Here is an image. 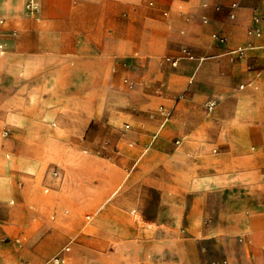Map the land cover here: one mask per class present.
<instances>
[{"label":"crops","instance_id":"0c3cea01","mask_svg":"<svg viewBox=\"0 0 264 264\" xmlns=\"http://www.w3.org/2000/svg\"><path fill=\"white\" fill-rule=\"evenodd\" d=\"M28 1L0 0V264H264V0H82V19L75 0H34L36 15ZM256 13L263 36L250 39ZM213 32L230 44L213 45ZM249 40L256 48L236 63L160 66L183 44L215 57ZM92 89L106 107L137 111L130 130L116 126L122 117L111 123V151H71L59 178L44 170L47 153L13 151L15 139L42 140L49 116L68 117V139L86 137ZM43 173L51 197L33 200ZM16 202L38 214L22 221ZM92 209L84 225L80 213Z\"/></svg>","mask_w":264,"mask_h":264},{"label":"rangeland","instance_id":"374dc122","mask_svg":"<svg viewBox=\"0 0 264 264\" xmlns=\"http://www.w3.org/2000/svg\"><path fill=\"white\" fill-rule=\"evenodd\" d=\"M38 6L39 8L34 15H36L41 9L39 4ZM83 8L84 5L82 0L74 1V9L76 11L74 17L75 19H82ZM182 9L186 10V8L184 7ZM87 11L89 13V19H91L92 21H99L100 19H102V12L97 2L92 1L90 6L87 7ZM26 13H28V11H26ZM64 17L67 18V13H64ZM94 59L95 57L92 56V60ZM105 97L106 94L104 96V93L98 91L97 89H92L91 105L89 108L92 124L90 131L88 132L86 137H83V139L71 140L67 138L68 134L65 129V126H63L61 123L62 119L68 118L67 116L65 115L64 116L60 115L57 117L49 116V118H47V121H49V123L44 124L42 127L44 134L42 140L15 139L14 140L15 147L13 148V151H43L44 152L43 157H45L47 153L48 155L46 156L47 162L45 163L44 170L49 169L51 174L55 170L57 171L61 170L62 169L61 165L64 164V166H67L70 164L71 160L68 159V154H70L71 151H79L80 152L79 158H81L82 155H87V157L93 159H95V157H97V155L100 153L111 151L113 145L112 133L116 131L117 127H119L120 130L125 131L126 130L125 126L130 123L129 121L132 119V117L135 115V112L137 111L127 107H119V108L106 107L104 106ZM80 110L86 111V108H80ZM116 116L123 118L121 122L118 125H116L117 127L115 125H111V123L112 124L114 123ZM54 123H56V127L53 126ZM43 176L44 173L40 175V179H38V182L31 195L33 200L37 199L41 201L43 198L45 199L51 197L50 194L45 193V188L43 185ZM8 205L12 210L11 213L16 214V216L20 217V219L24 222L33 219L35 217V214H38L34 210L32 203L17 205L16 202V204L14 205H10V204ZM95 206H97L96 208H98L99 205H95ZM61 210L62 212L68 210L71 213L73 210H75V207H73L72 205L65 204L62 206ZM96 213L97 211L93 209L92 211L91 210L82 211L80 214L84 225L86 224L88 225L90 222L92 223L94 221L95 215H97ZM68 216H70V214ZM87 217H89L90 219H88ZM0 219L2 221L4 220L2 217H0ZM58 225L62 226L60 223H58ZM241 238L243 239V237H238V239ZM124 242L130 243L129 240H124ZM69 244L70 243H67L65 246ZM125 263L126 262L124 261V264Z\"/></svg>","mask_w":264,"mask_h":264},{"label":"built area","instance_id":"2783aa9c","mask_svg":"<svg viewBox=\"0 0 264 264\" xmlns=\"http://www.w3.org/2000/svg\"><path fill=\"white\" fill-rule=\"evenodd\" d=\"M37 3V2H36ZM38 4V3H37ZM206 7L208 5H205ZM239 7L238 4H233L232 8L234 10H236ZM26 9L28 11V13L32 14L34 12H36L38 10V6H36L35 1L34 0H29L27 5H26ZM167 15V14H166ZM236 13L233 12L230 15V19L231 20H235L236 19ZM203 22L204 24H209L210 20L207 17L203 18ZM262 22H263V17L260 13H256L253 17V23L252 25L248 28L247 30V36L250 39H260L263 36V29H262ZM3 23V20H0V24ZM180 34L182 36H185L186 32L185 30H181ZM1 40V39H0ZM211 41L213 45H220V46H227L230 44L231 42V38L229 35L221 33V32H213L211 34ZM256 48L255 44L252 42V40H249L247 43L245 44H240L237 45L236 47L227 50L226 52L222 53L219 56H198L196 55L193 50L186 44H183L181 46L180 49V53L177 56H167L164 57L163 59H161L160 61V66H164L166 64L171 65L173 68H177L179 67V65L184 62V61H191L197 64V69L201 68L207 61L212 60L214 58H219L221 56H227L230 60V62L232 63H236L238 61H241L243 59H245L248 55V53L251 50H254ZM4 53V47L0 42V54ZM244 88V86H241V89ZM184 93L182 94H178L174 96V99L176 102H178L179 100L184 98ZM217 106V102L214 100H210L206 103V107L208 109L209 112H213L214 109ZM158 113L164 115L166 118H170L173 115V110H167L164 106L159 107L158 109ZM154 116V114L152 115ZM126 130H130L131 126L129 124H127L125 126ZM9 135V132L6 131L4 132V137H7ZM179 143V142H178ZM53 177L55 178H59L60 177V173L59 171L55 170L52 173ZM49 191V189H48ZM8 239L5 235L2 234V223L0 221V242L5 243L7 242ZM66 252L70 251V247H67ZM64 258L59 257L56 258L54 260L55 264H63L64 263ZM203 264H229V262L227 260H224L222 262L219 261H211V262H206Z\"/></svg>","mask_w":264,"mask_h":264}]
</instances>
